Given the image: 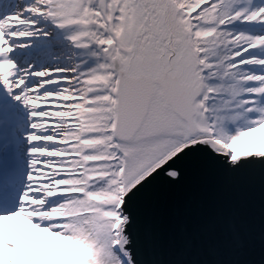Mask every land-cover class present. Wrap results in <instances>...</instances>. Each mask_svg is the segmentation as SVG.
Returning <instances> with one entry per match:
<instances>
[{
  "label": "snow or ice",
  "instance_id": "6c2138e0",
  "mask_svg": "<svg viewBox=\"0 0 264 264\" xmlns=\"http://www.w3.org/2000/svg\"><path fill=\"white\" fill-rule=\"evenodd\" d=\"M209 177L264 264V0H0V264H181L151 210Z\"/></svg>",
  "mask_w": 264,
  "mask_h": 264
},
{
  "label": "water",
  "instance_id": "95a60500",
  "mask_svg": "<svg viewBox=\"0 0 264 264\" xmlns=\"http://www.w3.org/2000/svg\"><path fill=\"white\" fill-rule=\"evenodd\" d=\"M260 207L258 188L225 187L211 177L163 193L151 210L158 252L164 260L181 264L259 261Z\"/></svg>",
  "mask_w": 264,
  "mask_h": 264
}]
</instances>
